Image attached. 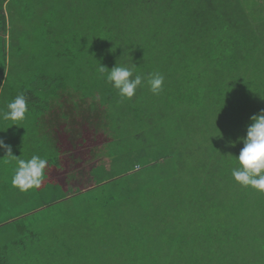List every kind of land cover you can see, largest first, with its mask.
<instances>
[{
	"label": "trees",
	"instance_id": "16d2710c",
	"mask_svg": "<svg viewBox=\"0 0 264 264\" xmlns=\"http://www.w3.org/2000/svg\"><path fill=\"white\" fill-rule=\"evenodd\" d=\"M52 1L38 19L52 45L39 75L59 123L46 171L71 175L70 142L87 147L91 163L81 168L96 178L89 168L106 152L123 170L119 191L101 202L117 215L111 241L98 230L107 219L90 221L93 250L68 245V264H264V193L231 176L238 138L264 110V0ZM6 7L0 0L2 40ZM99 64L159 72L163 90L145 84L121 98ZM45 253L23 264H41Z\"/></svg>",
	"mask_w": 264,
	"mask_h": 264
},
{
	"label": "rangeland",
	"instance_id": "374dc122",
	"mask_svg": "<svg viewBox=\"0 0 264 264\" xmlns=\"http://www.w3.org/2000/svg\"><path fill=\"white\" fill-rule=\"evenodd\" d=\"M51 2L8 0V7L4 11L7 13L9 37L5 38L2 33L3 40L0 38V82L4 79L0 83V110H5L7 103L23 91L29 90L31 93L28 112L23 121L12 125L13 122L0 119V139L11 146L13 155L22 159L32 155L47 158V151L53 158L57 154L59 123L56 118L55 95L47 96L44 92L46 83L41 82L39 75L42 70L48 69L43 64L42 55L51 54L49 48L52 46L43 42L38 35L43 33L39 20L50 8ZM36 98L40 99L37 102L38 111L35 109ZM59 122L63 126L64 121ZM70 144L74 146L67 160V166L73 171L71 175L57 178L55 169H52V173L45 170L41 186L27 192L12 186L14 162L4 163L7 157L4 156V150L0 149V257L7 262L26 263L25 260L31 254H37L40 250L46 252L41 258V264H68V245L73 247L81 241L85 245L84 250H93L89 242L94 238L89 230L92 225L90 221L99 224V221L107 219L103 225L98 226V230L104 235L102 238L111 241L105 236L111 234L108 229L112 228L110 224L113 220L110 218L116 213L111 206L101 202L104 195L119 191L123 170L109 165V158L114 156L106 155V152L100 163L89 168V172L94 170L99 173L96 178L94 173H87L84 167L81 168V165L91 163L87 147L79 142ZM106 167L107 170H104ZM127 176L126 184L129 181L132 184L136 177ZM81 188L84 190L80 192ZM33 236L37 239L40 236L44 241L34 244L30 241ZM56 250L60 251L58 257L55 256Z\"/></svg>",
	"mask_w": 264,
	"mask_h": 264
},
{
	"label": "clouds",
	"instance_id": "9594fccd",
	"mask_svg": "<svg viewBox=\"0 0 264 264\" xmlns=\"http://www.w3.org/2000/svg\"><path fill=\"white\" fill-rule=\"evenodd\" d=\"M98 72L104 76L106 82L117 90V94L124 99H131L138 87L145 84L154 95L163 90L164 76L159 72L134 74L136 65H116L108 69L99 64ZM28 112V101L23 93L17 95L7 103L5 110H0V119L13 122L23 121ZM250 124L246 128V135L238 138L243 147L238 156L233 157L231 176L240 186L252 188L264 193V110L252 115ZM0 149L5 152L4 163L14 162V174L11 184L21 192L38 189L45 176L49 161L39 155H32L22 159L12 154L10 145L0 139Z\"/></svg>",
	"mask_w": 264,
	"mask_h": 264
},
{
	"label": "crops",
	"instance_id": "0c3cea01",
	"mask_svg": "<svg viewBox=\"0 0 264 264\" xmlns=\"http://www.w3.org/2000/svg\"><path fill=\"white\" fill-rule=\"evenodd\" d=\"M4 36H5V38H8V37H9V34H8V32H7V34L5 33V35H4ZM7 47H8V46H7ZM3 81H4V79H2L0 83L2 84V83H3Z\"/></svg>",
	"mask_w": 264,
	"mask_h": 264
}]
</instances>
